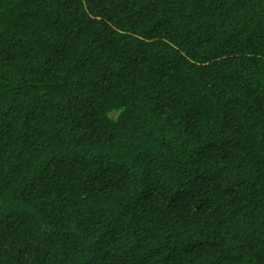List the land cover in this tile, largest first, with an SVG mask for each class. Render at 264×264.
<instances>
[{
  "label": "trees",
  "instance_id": "16d2710c",
  "mask_svg": "<svg viewBox=\"0 0 264 264\" xmlns=\"http://www.w3.org/2000/svg\"><path fill=\"white\" fill-rule=\"evenodd\" d=\"M0 264H264V0H0Z\"/></svg>",
  "mask_w": 264,
  "mask_h": 264
}]
</instances>
